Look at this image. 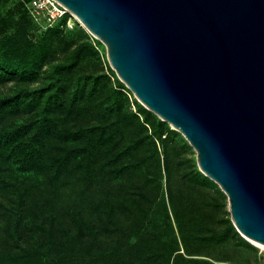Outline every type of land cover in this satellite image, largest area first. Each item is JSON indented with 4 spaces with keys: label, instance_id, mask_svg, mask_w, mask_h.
Returning a JSON list of instances; mask_svg holds the SVG:
<instances>
[{
    "label": "rangeland",
    "instance_id": "obj_1",
    "mask_svg": "<svg viewBox=\"0 0 264 264\" xmlns=\"http://www.w3.org/2000/svg\"><path fill=\"white\" fill-rule=\"evenodd\" d=\"M29 2L2 0L0 4V11L11 8L15 21L23 16L26 38L32 44L20 42L21 38L0 41V62L18 68L10 74L0 70V99H12L14 105L0 110V264H264V247L236 229L228 197L200 171L196 151L179 131L136 99L111 68L103 42L80 21L51 33L29 14ZM18 26H12L8 35ZM22 69H27L28 77L21 78ZM52 82L57 87L47 88ZM39 90L43 97L32 100L29 96ZM54 92L59 98H54ZM24 94L26 104L21 100ZM37 103L39 114L49 111L51 120L42 131L43 156L30 164L26 153L33 130L24 127L37 117L33 113ZM129 114L146 119L151 127L163 124L162 174L145 189L156 215L146 218L138 208L125 210L121 217L125 233L118 249L110 235L96 241L92 233V202L103 191L91 189L82 197L83 185L73 168L78 161L56 180L48 159L80 146L81 131L89 126L108 127L114 138H121V147L131 132L138 134ZM117 123L123 131L115 129ZM101 165H95L100 178L96 186H112L117 199L143 182L142 174H132L111 184ZM148 169L156 173V161ZM38 244L41 259L32 262L24 250ZM77 252L86 255L83 262L75 257ZM44 253L50 254L51 263Z\"/></svg>",
    "mask_w": 264,
    "mask_h": 264
},
{
    "label": "water",
    "instance_id": "obj_2",
    "mask_svg": "<svg viewBox=\"0 0 264 264\" xmlns=\"http://www.w3.org/2000/svg\"><path fill=\"white\" fill-rule=\"evenodd\" d=\"M136 99L179 131L264 246V0H56Z\"/></svg>",
    "mask_w": 264,
    "mask_h": 264
},
{
    "label": "trees",
    "instance_id": "obj_3",
    "mask_svg": "<svg viewBox=\"0 0 264 264\" xmlns=\"http://www.w3.org/2000/svg\"><path fill=\"white\" fill-rule=\"evenodd\" d=\"M1 1L2 0H0V4ZM2 11L3 9L0 11V41L4 42L10 39L17 40L18 38H21L20 40L18 39L20 42L32 46L31 42L26 38L25 30L27 22L21 20L23 16H20L21 19L15 21L14 12H12L11 8ZM17 25H19L18 29H14V32L8 35V33L11 32L10 28ZM49 30L51 33L55 34L61 32L58 26L49 28ZM16 43L19 45L18 42ZM0 70L4 71V73L10 74L17 73L18 68L14 67L12 62H0ZM18 73H20L21 78L28 77L29 75L27 69H22ZM54 87H57V84L52 82L47 88L52 89ZM47 88H43V90ZM43 90L34 91L29 97H32V100H38L43 97ZM26 98H28V96H25L24 94L21 99L24 104L27 103ZM54 98H59L58 93L54 92ZM11 100L12 99L1 98L0 110L2 107L8 108L14 106ZM38 107V103L35 108L33 107L35 109L33 110V113L37 114V117L24 127L26 131L33 130V135L28 143V151L26 153V157L30 164L38 163L39 158L43 156L45 141H42L41 139L42 131L46 123L51 120L50 112L41 111V114H39ZM141 116L143 115L141 114ZM129 117L131 118L134 127L138 130V134L136 135V133L131 132V138L127 143L121 145V147H119L121 138H114L115 136L108 127L99 128L89 126L84 127L81 131V134L84 137V142L80 146L69 147L65 150L64 154L60 156H55L53 154L50 159L47 158L49 161V167L52 169L55 168L54 178L56 180L61 173L70 171V165L73 161H78L73 168L76 180L83 185L81 190L82 197H84V195L91 189L99 188L103 191L101 197L92 202L93 216L95 218V222H92V233L96 241L102 235H110L113 241L117 240L115 247L118 249L122 247L121 239L125 233L123 220L121 219L125 210L130 211L134 208H138L139 212L146 218L156 215V210L151 205L152 199L148 195V191H145V189L149 183L158 182L161 179L162 174L159 149L164 143L162 134L160 133L163 124L160 123L157 127H151L149 122L144 118L140 119L135 114H129ZM148 126H150V130L148 129ZM120 128L121 125L117 123L115 129L119 130ZM121 130L123 131L124 128H121ZM99 131H101V134L99 137H96V134ZM104 132L108 134L105 136ZM1 135L2 134H0V136ZM70 155H72V157H70ZM155 161L156 173L151 172L148 169L149 165H152ZM99 163H102L101 167L103 169L101 170L104 171L105 176L111 180V184L114 183L113 180L125 178L126 176L130 177L132 174L134 176L142 174L144 184L142 182L141 186H136L133 190L125 192L124 197L117 199L115 197L116 191L112 186L103 187V189H101V186H96V184H99L100 178H98V172L95 170V165H98ZM137 233L138 230H134V235ZM38 245L32 250H24L27 253V255L24 256L28 259L30 258L29 260L32 262H37V260L41 259L42 245ZM104 252L106 254L105 249ZM44 257L49 263H51V261H49V253L46 255L44 253ZM75 257L78 258L80 262H83L86 255L77 252ZM94 258L97 260L98 254L94 255ZM52 261L55 262L56 260Z\"/></svg>",
    "mask_w": 264,
    "mask_h": 264
},
{
    "label": "built area",
    "instance_id": "obj_4",
    "mask_svg": "<svg viewBox=\"0 0 264 264\" xmlns=\"http://www.w3.org/2000/svg\"><path fill=\"white\" fill-rule=\"evenodd\" d=\"M28 12L45 28L55 26L73 28L79 23L76 16L56 0H30Z\"/></svg>",
    "mask_w": 264,
    "mask_h": 264
},
{
    "label": "bare ground",
    "instance_id": "obj_5",
    "mask_svg": "<svg viewBox=\"0 0 264 264\" xmlns=\"http://www.w3.org/2000/svg\"><path fill=\"white\" fill-rule=\"evenodd\" d=\"M264 247V246H263Z\"/></svg>",
    "mask_w": 264,
    "mask_h": 264
}]
</instances>
